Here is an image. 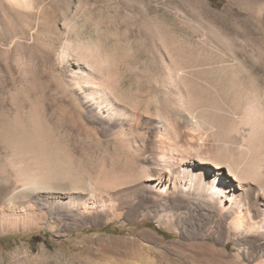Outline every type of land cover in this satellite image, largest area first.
Masks as SVG:
<instances>
[{
	"label": "rangeland",
	"instance_id": "374dc122",
	"mask_svg": "<svg viewBox=\"0 0 264 264\" xmlns=\"http://www.w3.org/2000/svg\"><path fill=\"white\" fill-rule=\"evenodd\" d=\"M205 2L209 9L202 4L205 14L201 15V9L187 0H0V173L11 172L6 167L12 153L8 138L35 142L56 156L63 175L70 173L74 179L75 183L66 180L59 186L72 207L94 192L104 203L103 209L91 214L66 221L63 217L54 228L0 234V264H192L181 256L185 242L198 251L206 247L202 251L208 249L212 264H230L227 259L235 264L257 261L256 251L251 252L255 236L232 231L236 238L222 216L200 220L176 192L174 180L160 191L121 169L111 155L117 144L111 134L117 129L108 122L107 112L96 115V106L107 104V74L117 77L128 103L125 124L136 106L143 113L136 129H126L132 146L122 158L137 164L133 163L135 169L151 170L157 149L167 148L171 140L152 127L163 73L144 35L141 16L162 25L176 45L209 50L204 57L207 64L221 60L202 38L214 28H223L225 34L228 30L233 40L243 26L254 28L257 36L261 32L245 4ZM262 68L259 75L264 77V63ZM212 74L229 80L233 72ZM72 112L79 124L93 129L91 136L70 130ZM243 242L250 248L244 250ZM30 252L42 260H31Z\"/></svg>",
	"mask_w": 264,
	"mask_h": 264
},
{
	"label": "bare ground",
	"instance_id": "6f19581e",
	"mask_svg": "<svg viewBox=\"0 0 264 264\" xmlns=\"http://www.w3.org/2000/svg\"><path fill=\"white\" fill-rule=\"evenodd\" d=\"M187 1L195 9H201L202 4L207 6L205 0ZM237 1L239 5L245 4L249 13L256 16L261 32L257 36L254 28L246 25L233 40L228 35V30L225 34L222 32L223 28L221 31L214 28L211 35L202 36L221 57V60L210 64L204 61L209 50L204 47L193 50L182 44L176 45L168 32L162 29V25L151 21L148 16H141L144 35L157 56L163 73L160 82L162 92H159L158 99L155 98L156 102L153 101L156 106L153 112L155 123L152 127H157L158 134L171 140L168 141L170 143L167 148L160 146L157 149L160 151L158 156H154L151 170L150 167L139 165L135 169L137 166L134 168V162L122 158L123 155H129L128 150L132 146L131 135L126 129H136L143 113L136 106L130 112V121L125 124L127 112L124 107L128 103H125L126 97L117 77L107 74V94L104 93L107 95V104L100 102L96 106V115L103 117L102 112H107V116L110 115L108 122L114 123L113 129H117L111 134L117 143L111 155L117 158L121 169L128 173L132 171L137 182L147 181L146 186L157 190L174 180L176 192L187 199L189 206L194 209L193 215L200 220L222 216L232 228L231 234L234 231L255 236L256 244L254 243L251 251L257 253L254 264H264V77L259 75L264 63V0ZM198 12L205 14L202 9ZM255 40L260 42L258 46ZM220 70L233 72L232 77L229 80L217 79L212 73ZM74 114L72 112L70 115V125L73 128L69 126V129L82 130L87 136H91L93 129L79 124ZM62 124H67V121H62ZM13 138L7 139V147L12 148V153L7 159L6 167L11 172L0 173V234L54 228L60 219L65 218L66 221V218H74L80 214H91L104 206V203H100L103 200L97 199L93 191L86 200L72 207V202L66 200L67 192L59 190L60 184L72 179L70 173L62 174L56 156L44 145L16 141ZM72 183H75L74 179ZM161 208L167 209L164 205ZM61 211L65 212L64 216H61ZM241 244L244 250L251 245L247 242ZM184 245L181 256L186 260L192 264H212L206 252L208 249L202 251L206 247L198 251L190 243L188 245L185 242ZM207 246L209 249L212 247L208 242ZM29 256L31 260H42V256L38 257L32 252ZM226 261L235 264L229 259Z\"/></svg>",
	"mask_w": 264,
	"mask_h": 264
}]
</instances>
